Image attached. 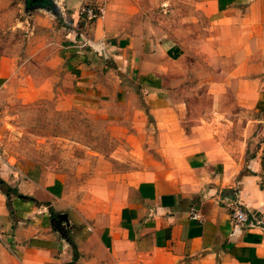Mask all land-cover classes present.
Here are the masks:
<instances>
[{"label": "crops", "instance_id": "crops-1", "mask_svg": "<svg viewBox=\"0 0 264 264\" xmlns=\"http://www.w3.org/2000/svg\"><path fill=\"white\" fill-rule=\"evenodd\" d=\"M34 1L0 0V94L22 49L47 51L73 92L59 103L116 106L109 122L132 129L83 194L0 159V264H264L261 154L247 158L264 126V0H197L207 35L195 50L161 34L144 0H60V20ZM85 4L105 16L85 22ZM198 60L205 80L177 82ZM236 202L246 223L232 219Z\"/></svg>", "mask_w": 264, "mask_h": 264}, {"label": "rangeland", "instance_id": "rangeland-1", "mask_svg": "<svg viewBox=\"0 0 264 264\" xmlns=\"http://www.w3.org/2000/svg\"><path fill=\"white\" fill-rule=\"evenodd\" d=\"M144 1L149 6L147 10L155 16L161 34L173 37L178 45L179 42L189 40V46H186L188 49L195 50L196 46L199 47L196 39L206 37L207 22L197 14V0ZM34 2L60 20V15L57 14L60 0ZM196 34L199 35L198 38ZM23 37V44L26 47L30 45L34 50L37 44L33 41L27 43L29 39ZM50 55L47 51L41 55H25L22 49L17 59V71L11 83L0 94L1 159L14 168H32L34 171L36 167L44 166L48 174L59 173L69 178L72 187L79 194H83L87 189L85 183L114 167V164H111L115 162L117 149L121 152L125 148V141L119 129L123 128L125 133L132 128L130 123H120L117 126L109 122V116L118 114L116 106L90 107L86 111L59 103V99H71L70 93L73 92H69L67 88L66 68L60 65L51 67L49 64L53 60ZM198 61L200 64H197V76L180 75L177 82L190 85L197 80H205L210 66L206 64L207 61ZM51 77H54L55 81H52ZM40 83H43V86L38 87ZM198 93L201 111L204 112L208 99L200 98L201 92ZM119 110L126 116L133 111L128 105H119ZM252 115L260 117L259 113ZM256 127L262 135L257 137L256 132L254 133V139L249 141L247 158L256 159L258 152L261 154V161L264 152V126ZM261 178L264 187V176Z\"/></svg>", "mask_w": 264, "mask_h": 264}, {"label": "built area", "instance_id": "built-area-1", "mask_svg": "<svg viewBox=\"0 0 264 264\" xmlns=\"http://www.w3.org/2000/svg\"><path fill=\"white\" fill-rule=\"evenodd\" d=\"M106 9L103 4L101 5H88L85 4L80 7L79 16L85 22H91L94 20L102 19L105 16ZM1 159V154H0ZM194 218H197L198 215L194 214ZM232 219L237 223H246L248 220L246 212L241 209V205L236 203L232 211Z\"/></svg>", "mask_w": 264, "mask_h": 264}, {"label": "trees", "instance_id": "trees-1", "mask_svg": "<svg viewBox=\"0 0 264 264\" xmlns=\"http://www.w3.org/2000/svg\"><path fill=\"white\" fill-rule=\"evenodd\" d=\"M261 173L264 176V152H263V157L261 159ZM2 185H5L3 182H1Z\"/></svg>", "mask_w": 264, "mask_h": 264}, {"label": "water", "instance_id": "water-1", "mask_svg": "<svg viewBox=\"0 0 264 264\" xmlns=\"http://www.w3.org/2000/svg\"><path fill=\"white\" fill-rule=\"evenodd\" d=\"M60 220L63 221V222H66V218H65L64 216H62V217L60 218Z\"/></svg>", "mask_w": 264, "mask_h": 264}]
</instances>
